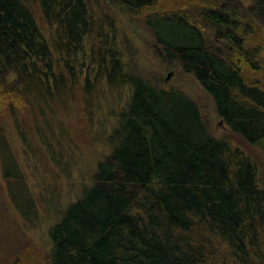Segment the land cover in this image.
Masks as SVG:
<instances>
[{
	"label": "trees",
	"instance_id": "trees-1",
	"mask_svg": "<svg viewBox=\"0 0 264 264\" xmlns=\"http://www.w3.org/2000/svg\"><path fill=\"white\" fill-rule=\"evenodd\" d=\"M247 1L103 2L143 17L165 62L264 152V0ZM114 94L118 108L108 112ZM7 120L27 155L39 147L66 171L74 132L92 139L97 123L112 124L96 132L107 151L77 199L58 211L49 196L48 248L14 264H264L258 169L210 133L191 98L129 70L100 2L0 0V176L19 215L36 222L47 196L30 194Z\"/></svg>",
	"mask_w": 264,
	"mask_h": 264
},
{
	"label": "rangeland",
	"instance_id": "rangeland-1",
	"mask_svg": "<svg viewBox=\"0 0 264 264\" xmlns=\"http://www.w3.org/2000/svg\"><path fill=\"white\" fill-rule=\"evenodd\" d=\"M103 1L95 0V2H100L101 6H105L110 14L121 53L129 70L144 79H149L159 88L182 92L196 102L210 133L215 138H227L229 142L240 148L258 169L259 180L264 186V152L262 147L248 145L231 133L224 122L218 118L212 99L195 79L191 75L185 74L177 64L165 62L161 56V49L155 44L151 32L143 23V17L127 16L118 11L111 3ZM242 1L245 3L243 5H249L247 0ZM109 102V106L106 108L108 112H114L118 108L116 94ZM5 123L6 134L30 194L37 197V194L39 195L40 191H43L47 196L46 204L44 202L46 209L38 216L36 222L33 220L25 222L7 197V186L0 176V264H14L29 252L42 254L48 248L47 229L55 212L51 203L56 202L55 205L59 211L69 202L77 199L80 185L83 182H90L94 164L99 155L107 151L102 140L95 141L98 129L104 127V130L107 131L112 124L108 121L104 124L97 123L96 127L92 125L95 128L94 131L97 132H93L91 128L92 137L94 134L96 135L92 139L91 136H81L74 132L76 145H73V149L71 150L67 145L63 146V150L66 151L64 160H66L69 169L66 171L64 170L66 165L63 168L57 167V164L51 167V161L43 157L42 149L39 147L37 148L39 154L27 155L12 122L7 120ZM61 143L65 144L66 142L63 139ZM54 146L57 147L56 143ZM68 151L72 152L71 161H69ZM7 171L9 170L7 169ZM49 196H52L55 201H48Z\"/></svg>",
	"mask_w": 264,
	"mask_h": 264
}]
</instances>
